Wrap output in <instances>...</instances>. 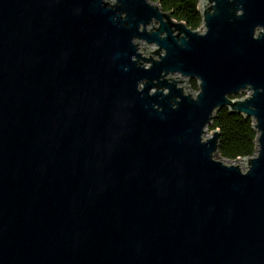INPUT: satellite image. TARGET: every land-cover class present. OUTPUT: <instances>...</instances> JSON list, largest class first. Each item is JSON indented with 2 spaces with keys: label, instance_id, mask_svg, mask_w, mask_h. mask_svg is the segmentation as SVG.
Segmentation results:
<instances>
[{
  "label": "water",
  "instance_id": "1",
  "mask_svg": "<svg viewBox=\"0 0 264 264\" xmlns=\"http://www.w3.org/2000/svg\"><path fill=\"white\" fill-rule=\"evenodd\" d=\"M198 11L0 0V264H264V0Z\"/></svg>",
  "mask_w": 264,
  "mask_h": 264
},
{
  "label": "trees",
  "instance_id": "2",
  "mask_svg": "<svg viewBox=\"0 0 264 264\" xmlns=\"http://www.w3.org/2000/svg\"><path fill=\"white\" fill-rule=\"evenodd\" d=\"M159 2L164 12L173 9L172 18L184 22L192 30L200 28L201 17L198 11L199 0H151ZM196 89V83L191 82ZM208 131L219 129L218 150L225 159L251 157L255 153L256 132L251 127V119H244L237 114H229L225 108L216 112Z\"/></svg>",
  "mask_w": 264,
  "mask_h": 264
},
{
  "label": "rangeland",
  "instance_id": "3",
  "mask_svg": "<svg viewBox=\"0 0 264 264\" xmlns=\"http://www.w3.org/2000/svg\"><path fill=\"white\" fill-rule=\"evenodd\" d=\"M151 49H152V47H150ZM188 87L191 89V90H193V91H195L193 88H192V86H191V81L190 82H188ZM207 132H209V131H207ZM240 164L241 165H243V162L240 160Z\"/></svg>",
  "mask_w": 264,
  "mask_h": 264
},
{
  "label": "flooded vegetation",
  "instance_id": "4",
  "mask_svg": "<svg viewBox=\"0 0 264 264\" xmlns=\"http://www.w3.org/2000/svg\"><path fill=\"white\" fill-rule=\"evenodd\" d=\"M191 82H193V81H191Z\"/></svg>",
  "mask_w": 264,
  "mask_h": 264
}]
</instances>
